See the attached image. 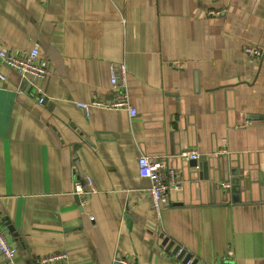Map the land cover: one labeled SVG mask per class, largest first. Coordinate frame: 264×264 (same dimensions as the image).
Here are the masks:
<instances>
[{
	"label": "crops",
	"instance_id": "0c3cea01",
	"mask_svg": "<svg viewBox=\"0 0 264 264\" xmlns=\"http://www.w3.org/2000/svg\"><path fill=\"white\" fill-rule=\"evenodd\" d=\"M250 42L264 47V0H0V49L38 45L52 69L40 104L0 59V220L14 264L59 253L66 264H182L173 242L205 264H264V179L236 196L231 175L224 197L183 176L159 221L138 165L196 149L261 175L264 62L244 54ZM119 64L136 116L86 115L76 103L114 100ZM88 177L82 206L75 183Z\"/></svg>",
	"mask_w": 264,
	"mask_h": 264
},
{
	"label": "built area",
	"instance_id": "2783aa9c",
	"mask_svg": "<svg viewBox=\"0 0 264 264\" xmlns=\"http://www.w3.org/2000/svg\"><path fill=\"white\" fill-rule=\"evenodd\" d=\"M227 13V9H213L208 12L209 16L218 17ZM244 54L260 59L264 62V47L254 43H247L243 47ZM0 59L4 65L16 71L29 87L30 92H34V97L38 103L45 102L43 91V81L52 74V69L49 62L42 59L40 56V49L38 45L31 47L28 50L22 51L19 54L12 53L6 48L0 49ZM110 79L112 89L115 92L113 101H98L94 98L91 102H78L76 103L81 107L86 115H90L92 108H114L126 109L130 117H135L137 114L136 109L131 105L127 89L120 91V87H127V67L125 64H119L110 68ZM0 80L6 81V77L0 72ZM19 93L25 92L24 85L18 89ZM182 160L190 161L197 160L201 154L196 149H185L178 155ZM139 173L142 178L149 179L150 187L148 195L150 199L151 211L156 220L162 221V214L165 209L170 207V194L172 191H182L184 189V179L182 172L174 168L168 156L163 155L160 157H151L149 155H142L138 160ZM222 187L228 188L230 185L223 182ZM92 180L86 178V185L81 181L75 183V192L81 197V205L86 202L85 198L88 194L93 193ZM9 234L6 231L4 224L0 220V255L2 257V264H14V257L18 253V248L10 243ZM180 252H178L179 255ZM234 252L229 249L227 258L231 260ZM67 255L65 253L54 254L42 257L39 260L40 264H66ZM181 261L182 264H184ZM190 259L185 264H191ZM113 264H138L135 259L130 257H115Z\"/></svg>",
	"mask_w": 264,
	"mask_h": 264
},
{
	"label": "water",
	"instance_id": "95a60500",
	"mask_svg": "<svg viewBox=\"0 0 264 264\" xmlns=\"http://www.w3.org/2000/svg\"><path fill=\"white\" fill-rule=\"evenodd\" d=\"M170 160L174 162L173 167L180 170L185 179L194 182V186L198 187L201 181L207 182V190L210 196H214V193L217 192L218 195L226 197L229 190L222 189L219 182L228 180L231 175L236 178L233 180V193H235L236 196L239 194V191L253 194L252 192L254 189H257L260 181L264 179V166L261 167V175H259L260 171L258 170L257 173L250 171L248 176H246L243 167L239 168V166H236L233 157L228 155H213L210 157L202 155L199 159L190 161L182 160L177 156ZM161 237L164 238L163 245H167L170 239L164 234H162ZM170 248H172L173 255L176 256L178 260H182L184 264L190 259H192L191 264H205L200 262L198 258L193 257L192 253H189L180 245H175L174 242L171 243ZM178 252H180L179 255Z\"/></svg>",
	"mask_w": 264,
	"mask_h": 264
}]
</instances>
